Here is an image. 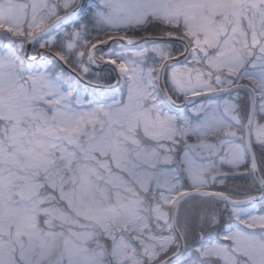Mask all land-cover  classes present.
<instances>
[{
  "label": "snow or ice",
  "instance_id": "1",
  "mask_svg": "<svg viewBox=\"0 0 264 264\" xmlns=\"http://www.w3.org/2000/svg\"><path fill=\"white\" fill-rule=\"evenodd\" d=\"M0 264H264V0H0Z\"/></svg>",
  "mask_w": 264,
  "mask_h": 264
}]
</instances>
